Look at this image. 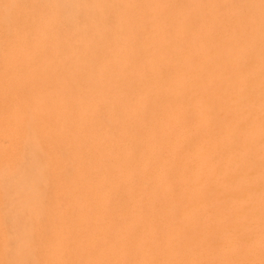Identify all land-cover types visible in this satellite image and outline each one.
<instances>
[{
    "label": "bare ground",
    "instance_id": "obj_1",
    "mask_svg": "<svg viewBox=\"0 0 264 264\" xmlns=\"http://www.w3.org/2000/svg\"><path fill=\"white\" fill-rule=\"evenodd\" d=\"M244 5L0 0V264H264Z\"/></svg>",
    "mask_w": 264,
    "mask_h": 264
},
{
    "label": "rangeland",
    "instance_id": "obj_2",
    "mask_svg": "<svg viewBox=\"0 0 264 264\" xmlns=\"http://www.w3.org/2000/svg\"><path fill=\"white\" fill-rule=\"evenodd\" d=\"M242 11L244 38L247 42L245 62L257 68L256 75L248 79V84H252L259 95L257 101L259 116L254 133L264 135V115H262L264 114V0H245ZM257 125L259 129L256 128Z\"/></svg>",
    "mask_w": 264,
    "mask_h": 264
}]
</instances>
